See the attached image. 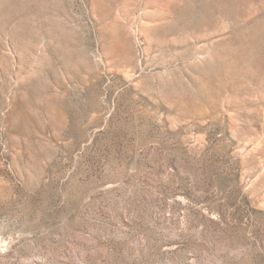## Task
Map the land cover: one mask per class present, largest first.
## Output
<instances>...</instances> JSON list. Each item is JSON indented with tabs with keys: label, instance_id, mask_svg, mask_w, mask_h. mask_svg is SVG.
Here are the masks:
<instances>
[{
	"label": "rangeland",
	"instance_id": "obj_1",
	"mask_svg": "<svg viewBox=\"0 0 264 264\" xmlns=\"http://www.w3.org/2000/svg\"><path fill=\"white\" fill-rule=\"evenodd\" d=\"M0 264H264V0H0Z\"/></svg>",
	"mask_w": 264,
	"mask_h": 264
}]
</instances>
